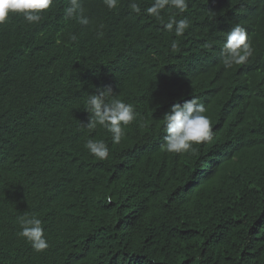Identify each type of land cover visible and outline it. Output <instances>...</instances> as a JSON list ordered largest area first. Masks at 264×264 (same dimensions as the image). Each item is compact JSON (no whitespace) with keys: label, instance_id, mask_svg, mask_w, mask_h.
<instances>
[{"label":"trees","instance_id":"1","mask_svg":"<svg viewBox=\"0 0 264 264\" xmlns=\"http://www.w3.org/2000/svg\"><path fill=\"white\" fill-rule=\"evenodd\" d=\"M78 2L86 25L66 18L70 0L0 24V264H264V0H187L160 20L153 0ZM171 16L188 20L182 36L163 27ZM237 24L252 54L225 69ZM105 89L138 114L119 144L86 126V99ZM193 95L213 138L169 153L163 115ZM25 214L42 221L43 252L18 234Z\"/></svg>","mask_w":264,"mask_h":264},{"label":"clouds","instance_id":"2","mask_svg":"<svg viewBox=\"0 0 264 264\" xmlns=\"http://www.w3.org/2000/svg\"><path fill=\"white\" fill-rule=\"evenodd\" d=\"M119 0H103L109 10L117 8ZM54 0H0V24L6 22L10 14H19L29 24H37L41 21V14L53 6ZM166 7H173L178 12H184L188 8L187 0H153L147 7V14L161 19V11ZM132 11H141L137 3L130 5ZM66 18L75 17L80 24H88V18L78 0H70V6L65 12ZM163 27L174 32L176 36H182L189 27L188 20H176L171 16ZM98 37L102 32L97 33ZM70 39L76 41V35ZM173 50L177 49L173 42ZM252 54V46L245 28L239 24L231 28L227 33L223 46V65L225 69L233 65H242L247 62ZM112 95L111 89L99 90L90 94L84 103V109L90 113V121L86 125L90 130L97 125L103 127L112 134V142L119 144L125 132L124 129L136 118L137 113L133 105L120 99L108 98ZM206 108L199 98L193 95L190 99L174 103L169 111L163 115L165 136L164 150L169 153L184 154L194 151L193 145L211 141L213 138V126L211 119L206 115ZM85 147L99 160H106L109 156V148L103 140L89 139ZM111 198L109 197V200ZM19 236L30 242L37 252H43L48 248V242L44 235L41 219L36 216L24 215L20 218Z\"/></svg>","mask_w":264,"mask_h":264}]
</instances>
